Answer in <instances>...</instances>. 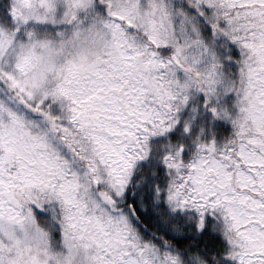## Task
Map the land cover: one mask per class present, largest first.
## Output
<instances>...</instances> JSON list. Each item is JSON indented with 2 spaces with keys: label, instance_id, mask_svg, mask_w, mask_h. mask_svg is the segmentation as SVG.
Returning <instances> with one entry per match:
<instances>
[{
  "label": "snow or ice",
  "instance_id": "snow-or-ice-1",
  "mask_svg": "<svg viewBox=\"0 0 264 264\" xmlns=\"http://www.w3.org/2000/svg\"><path fill=\"white\" fill-rule=\"evenodd\" d=\"M0 264H264V0H0Z\"/></svg>",
  "mask_w": 264,
  "mask_h": 264
}]
</instances>
